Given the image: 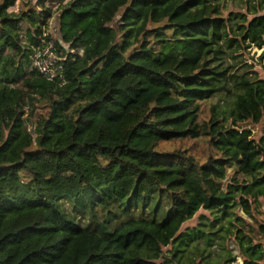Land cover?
<instances>
[{
    "label": "trees",
    "instance_id": "16d2710c",
    "mask_svg": "<svg viewBox=\"0 0 264 264\" xmlns=\"http://www.w3.org/2000/svg\"><path fill=\"white\" fill-rule=\"evenodd\" d=\"M16 1L0 0V264H230L227 237L264 264V220L238 215L264 198V76L244 56L264 0ZM56 13L49 79L31 55Z\"/></svg>",
    "mask_w": 264,
    "mask_h": 264
},
{
    "label": "rangeland",
    "instance_id": "374dc122",
    "mask_svg": "<svg viewBox=\"0 0 264 264\" xmlns=\"http://www.w3.org/2000/svg\"><path fill=\"white\" fill-rule=\"evenodd\" d=\"M26 1H31L32 3H35L36 0H17L16 3L10 7V10L12 11H19L20 8L22 7L23 3H26ZM66 2V0H65ZM226 6L227 8H239L241 7L240 5L242 4L239 0H225ZM238 3V4H237ZM45 4L47 6L52 7L53 9L57 10V7L60 5L59 0H45ZM62 4V2H61ZM24 8V7H23ZM22 27V31H21V35L20 38L23 41H27L26 36H25V28L26 25L24 23L21 24ZM43 36H49V40L47 42V44L44 45V49L51 51L52 48L49 49L51 44H54L56 42H59L60 40V33H59V15L56 13L53 15V17L51 19H49V23H48V27L47 29H45V32L43 34ZM43 41V40H42ZM44 43V42H42ZM39 50V48L35 49V53ZM264 50V45L262 48H257V47H252L248 50V53H246L245 59L251 63V65H253V69L255 71H257L261 76H264V69L262 64L264 63V60L262 61V63H260V56L262 54V51ZM40 51V50H39ZM35 53H33L31 55L32 60L34 61V55ZM216 98H213V100H205L202 101L200 104V117H199V121H202L203 119L207 118L209 116V109H210V105L212 104L213 101H215ZM29 129L32 130V125L29 124ZM242 128H247L250 129L252 131V133L256 136L259 135L261 128L260 126L251 123L250 121L245 122L244 124H242L241 126ZM188 145H191V147L193 148V150L199 155H204L206 153L209 152L208 149V145L206 143V138L204 137H198L196 139H192L188 141ZM174 145L170 144V145H163V147H168V148H172ZM231 168L228 169V173L231 174ZM65 207H67L68 209L70 208V206L68 205V203L65 204ZM200 213H205L209 218L211 217L207 211H203L201 210L200 212H198L194 218H192L191 220H188L184 223V227L189 228L192 226H195L198 223V215ZM138 212H134V216L137 215ZM145 217H152L153 213H150L149 210L144 211ZM238 215L240 217H242V219H244L245 221V227L246 228H252L253 226H255L259 221H263L264 220V198L260 199V206L256 207L253 211V215L247 216L243 211H241L240 209L238 210ZM119 220H123L122 218H118L116 221L112 220L109 224L110 227H114L117 223V221ZM162 219H159V221H161ZM217 240H219L218 238H216ZM217 243V242H215ZM225 244L227 246V248H230L232 253L237 254V257L234 261H232L230 264H243V258L241 255H239L238 252V248L237 245L235 244L234 240L232 238L227 237L225 239ZM218 247V245H213L211 247L215 248Z\"/></svg>",
    "mask_w": 264,
    "mask_h": 264
},
{
    "label": "built area",
    "instance_id": "2783aa9c",
    "mask_svg": "<svg viewBox=\"0 0 264 264\" xmlns=\"http://www.w3.org/2000/svg\"><path fill=\"white\" fill-rule=\"evenodd\" d=\"M262 6L264 7V2H262ZM51 51L38 50L34 55L33 65L37 68V70L47 76V78L51 79L55 77L62 70V63L60 62V58L58 57L54 44H51L49 49Z\"/></svg>",
    "mask_w": 264,
    "mask_h": 264
}]
</instances>
